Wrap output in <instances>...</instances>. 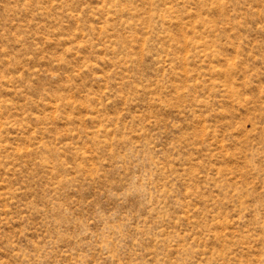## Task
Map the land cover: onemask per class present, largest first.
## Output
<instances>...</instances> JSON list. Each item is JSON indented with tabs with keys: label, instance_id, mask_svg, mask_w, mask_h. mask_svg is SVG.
Returning a JSON list of instances; mask_svg holds the SVG:
<instances>
[{
	"label": "rangeland",
	"instance_id": "1",
	"mask_svg": "<svg viewBox=\"0 0 264 264\" xmlns=\"http://www.w3.org/2000/svg\"><path fill=\"white\" fill-rule=\"evenodd\" d=\"M0 264H264V0H0Z\"/></svg>",
	"mask_w": 264,
	"mask_h": 264
}]
</instances>
